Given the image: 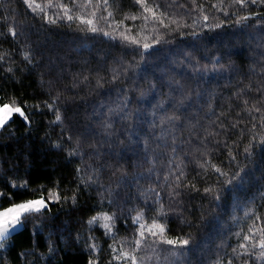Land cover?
<instances>
[{"label":"trees","instance_id":"obj_1","mask_svg":"<svg viewBox=\"0 0 264 264\" xmlns=\"http://www.w3.org/2000/svg\"><path fill=\"white\" fill-rule=\"evenodd\" d=\"M62 2L85 18L95 10ZM150 3L164 24L139 18L135 0H109L96 12L105 36L75 19L50 23L59 8L45 16L0 0V97L29 117L0 131V204L61 197L25 221L0 264H118L109 246L135 248L139 212L189 244L176 260L149 236L138 264H264L232 251L264 217V4ZM125 30L139 43L121 39ZM102 214L110 234L103 220L89 224Z\"/></svg>","mask_w":264,"mask_h":264},{"label":"snow or ice","instance_id":"obj_2","mask_svg":"<svg viewBox=\"0 0 264 264\" xmlns=\"http://www.w3.org/2000/svg\"><path fill=\"white\" fill-rule=\"evenodd\" d=\"M135 2L140 6L142 12L140 13L141 19H143L146 23L149 20V16H151L154 23L164 24L163 13H160V16L156 15L157 9L153 7V4L150 3V0H135ZM264 4V0H234V3L239 4L241 7H247L248 3ZM24 3L33 10V12L37 14L43 13L47 16V11L49 8H59L64 12V16H58L53 19L52 17H48L50 23H56L57 19L66 18L69 21L79 20L81 24L85 26V29L93 33L103 32L105 36H112L111 32L104 31L102 28L97 26L98 20H104L107 22V17L100 16L97 18L96 12L100 10V8L108 5L109 0H72V3L75 7L81 9H95L87 13V17L85 18V14L81 13L79 15H75L72 13V8H70L67 4L63 3L62 0H56V3H53V0H47V2L43 5L39 3H35V0H24ZM147 14V15H146ZM112 15L111 12H108V16ZM126 18L137 19L136 15H132ZM205 20L208 19L207 16L204 17ZM241 19H248L247 16L241 17ZM146 26V25H145ZM219 26V25H217ZM111 27V24H109ZM11 31V30H10ZM130 30H125V33H121V39L128 43L138 44L139 40L136 36H130L127 33ZM11 34L15 36V32L12 31ZM115 38V37H113ZM145 49L149 48L150 45L145 43L143 45ZM27 58V57H26ZM2 59V57H0ZM11 71V69H9ZM244 103L247 105L248 101L245 100ZM51 107V105H49ZM250 111L261 112V109L256 108L255 106L250 109ZM14 117L22 118L24 121H28L29 117L26 114L24 108L18 104L15 98H9L8 100H4L0 97V129H5L6 126H11L10 122L14 120ZM56 121H61V115L57 111L55 116ZM261 129H264V114H262V119L260 121ZM255 139V136L253 137ZM259 142L264 144V136L260 137ZM251 145L245 148V151L250 153ZM215 168V166H213ZM217 172L221 170L219 168H215ZM225 174V173H221ZM14 187L16 185H13ZM19 187H26V185H19ZM206 192H211V189H205ZM4 195L0 193V196ZM61 199L60 195L55 191L49 192L47 196V201L59 200ZM74 199V198H73ZM46 201L43 195L37 198L27 199L22 202L11 201L9 205L0 204V249H3L7 246V242L18 233L24 226V223L30 217L41 214L45 209L48 208V202ZM163 214V209L158 210L157 216ZM252 215L251 211H246L245 216ZM98 219L103 220L104 223L101 225L106 229V234H110L113 228V217L107 214H102L99 217H93L89 220V224L95 223ZM264 220V217L256 216L253 220L252 224L248 227L247 233L241 235L237 233L236 235L240 239V243L237 247L233 248V254L236 259H239L242 256H254L256 260L264 261V227L259 226L257 221ZM134 224H138V228L136 232L138 233L137 239L133 241L135 248L130 251L125 250L123 247L117 250L114 246L110 245L113 252L116 253L113 257L115 261L120 264V262H130V264H138L139 258L136 255V251L143 245L144 241L148 239V237H153V244H164L169 245L171 248L167 249L169 255L176 260L184 255L183 252L177 251V249H182L189 244V240L187 238H171L167 234V226L164 222H160L157 218H153L150 223L144 222V214L143 212L137 213V215L133 218L132 221ZM91 248L95 251L96 246L92 245ZM258 250V251H257ZM89 264H94V258L89 260ZM219 264V262H218ZM227 264H233V260L229 259ZM241 264H249L248 260L241 261Z\"/></svg>","mask_w":264,"mask_h":264},{"label":"rangeland","instance_id":"obj_3","mask_svg":"<svg viewBox=\"0 0 264 264\" xmlns=\"http://www.w3.org/2000/svg\"><path fill=\"white\" fill-rule=\"evenodd\" d=\"M23 9H25L24 7H22ZM2 129H0V131H1ZM1 250V249H0Z\"/></svg>","mask_w":264,"mask_h":264},{"label":"bare ground","instance_id":"obj_4","mask_svg":"<svg viewBox=\"0 0 264 264\" xmlns=\"http://www.w3.org/2000/svg\"><path fill=\"white\" fill-rule=\"evenodd\" d=\"M175 45V44H174ZM175 56V55H174Z\"/></svg>","mask_w":264,"mask_h":264}]
</instances>
